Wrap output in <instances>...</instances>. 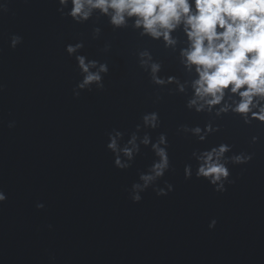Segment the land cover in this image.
<instances>
[{
    "label": "water",
    "instance_id": "1",
    "mask_svg": "<svg viewBox=\"0 0 264 264\" xmlns=\"http://www.w3.org/2000/svg\"><path fill=\"white\" fill-rule=\"evenodd\" d=\"M57 7L56 0H0V190L7 196L0 204V264H264V126L227 116L203 144L178 135L179 125L203 127L208 118L189 112L184 97L154 88L138 53L150 52L161 75L190 80L179 64L182 37L173 51L131 23L113 31L94 16L78 25ZM94 27L101 28L97 40ZM12 34L23 38L14 51ZM79 41L80 54L107 61L109 73L103 91L74 99L80 76L65 46ZM105 43L107 54L100 51ZM157 92L163 99L154 104ZM151 111L162 123L150 135L167 134L174 169L158 183L174 190L157 197L149 188L135 204L127 190L154 155L141 147L132 167L118 170L106 133H131ZM254 135L261 139L253 145ZM220 143L254 153L249 164L230 166L235 183L223 194L183 172L185 164L195 169L193 150ZM212 219L217 224L209 230Z\"/></svg>",
    "mask_w": 264,
    "mask_h": 264
},
{
    "label": "clouds",
    "instance_id": "2",
    "mask_svg": "<svg viewBox=\"0 0 264 264\" xmlns=\"http://www.w3.org/2000/svg\"><path fill=\"white\" fill-rule=\"evenodd\" d=\"M56 3L62 19L83 25L94 16L105 17L113 31L127 28L131 23L141 37L159 41L165 49L175 51L182 37L179 64L192 77L190 80L161 75L163 65L154 61L150 52L138 53L140 68L154 88L167 89L169 96L184 97L189 112L208 118L203 127L179 125L178 135L203 144L222 131L217 121L227 116L237 118L245 126H264V0H56ZM100 34L101 28L94 27L91 38L97 40ZM22 43L20 35L9 37L8 45L13 51ZM83 48V41L65 46L66 54L74 57L80 76L72 89L74 99H79L85 91H103L104 77L109 73L107 61L89 59L80 54ZM110 49L105 43L100 51L107 54ZM154 96V104L163 99L160 92ZM161 123L157 111L145 112L131 133L117 129L106 133V148L113 154V166L118 170L131 168L141 147L149 148L154 155L152 164L138 173V182L127 190L135 204L141 202L142 193L149 188L157 197H165L174 190L166 181L163 187L158 183L166 173L174 171L167 134L161 132L154 140L150 135ZM8 127L14 128L15 122H10ZM260 139L258 135L252 136L251 144H257ZM253 156L254 153L244 151L233 153V146L227 143L196 149L191 153L195 169L192 164H185L184 178L191 180L195 175L197 180L207 181L215 192L223 194L226 185L235 183L230 166L247 165ZM6 200V194L0 190V204ZM44 207L43 203L36 204L37 210ZM216 224V219H212L209 230Z\"/></svg>",
    "mask_w": 264,
    "mask_h": 264
}]
</instances>
